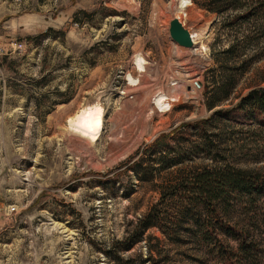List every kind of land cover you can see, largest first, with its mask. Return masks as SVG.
Listing matches in <instances>:
<instances>
[{
  "label": "rangeland",
  "instance_id": "obj_1",
  "mask_svg": "<svg viewBox=\"0 0 264 264\" xmlns=\"http://www.w3.org/2000/svg\"><path fill=\"white\" fill-rule=\"evenodd\" d=\"M180 1L0 0V264H220L191 229L169 240L152 227L128 250L118 242L161 191L207 164L195 156L147 172L149 181L130 168L160 134L213 111L211 45L226 47L228 36L216 39V13L193 0L180 11ZM175 17L200 31L193 47L171 37ZM257 85L264 56L221 106ZM159 93L171 106L155 104ZM87 107L103 110L97 140L68 123ZM198 135L183 128L170 155ZM246 152L235 156L241 166L264 172ZM229 211L231 222L245 217L241 206Z\"/></svg>",
  "mask_w": 264,
  "mask_h": 264
},
{
  "label": "trees",
  "instance_id": "obj_2",
  "mask_svg": "<svg viewBox=\"0 0 264 264\" xmlns=\"http://www.w3.org/2000/svg\"><path fill=\"white\" fill-rule=\"evenodd\" d=\"M193 1L217 14L220 31L216 39H221L222 31L228 36L226 47L211 45L216 65L204 93L213 111L206 118L160 134L130 168L139 179L149 181L152 177L146 176L147 172L163 171L195 156L207 164L184 173L161 191L158 200L118 242L122 250H128L149 228L157 227L169 240L191 229L201 249L217 252L220 264H264V172L243 167L235 159L237 152L243 151L254 159H264V85L253 87L229 107L221 106L241 76L264 56V0ZM183 128L199 135L194 145L184 138L172 156L169 139H178ZM228 131L233 138H225ZM234 206L244 210L242 222L228 220Z\"/></svg>",
  "mask_w": 264,
  "mask_h": 264
},
{
  "label": "bare ground",
  "instance_id": "obj_3",
  "mask_svg": "<svg viewBox=\"0 0 264 264\" xmlns=\"http://www.w3.org/2000/svg\"><path fill=\"white\" fill-rule=\"evenodd\" d=\"M190 4V0H181L178 6L180 11H183ZM191 37L193 41H197V37L200 34L196 31H190ZM200 37V36H199ZM195 43V42H194ZM138 66L141 70H144V59L140 56L137 57ZM132 81L134 79L130 78ZM166 96L164 94H158L155 98V104L159 107L166 108L167 106H171L170 103H167ZM170 109V107H169ZM103 110L101 107H87L79 112L75 117L70 118L68 123L70 126H73L75 129L91 137L93 140H97L102 131L103 126Z\"/></svg>",
  "mask_w": 264,
  "mask_h": 264
},
{
  "label": "water",
  "instance_id": "obj_4",
  "mask_svg": "<svg viewBox=\"0 0 264 264\" xmlns=\"http://www.w3.org/2000/svg\"><path fill=\"white\" fill-rule=\"evenodd\" d=\"M169 32L171 37L180 45L185 47H193L194 41L191 37V33L183 23L177 18H173L170 21Z\"/></svg>",
  "mask_w": 264,
  "mask_h": 264
},
{
  "label": "built area",
  "instance_id": "obj_5",
  "mask_svg": "<svg viewBox=\"0 0 264 264\" xmlns=\"http://www.w3.org/2000/svg\"><path fill=\"white\" fill-rule=\"evenodd\" d=\"M21 46V44L19 45V47Z\"/></svg>",
  "mask_w": 264,
  "mask_h": 264
}]
</instances>
